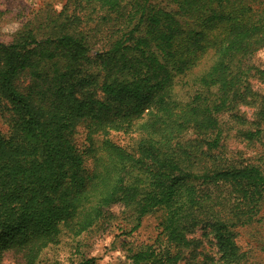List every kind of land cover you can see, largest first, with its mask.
Returning a JSON list of instances; mask_svg holds the SVG:
<instances>
[{
  "label": "trees",
  "instance_id": "1",
  "mask_svg": "<svg viewBox=\"0 0 264 264\" xmlns=\"http://www.w3.org/2000/svg\"><path fill=\"white\" fill-rule=\"evenodd\" d=\"M69 1L89 15L0 42V264L11 251L44 264L64 233L128 238L149 215L160 236L130 264H243L238 228L263 218L264 171L229 162L222 117L238 121L250 80H264V0ZM197 229L217 260H194Z\"/></svg>",
  "mask_w": 264,
  "mask_h": 264
},
{
  "label": "rangeland",
  "instance_id": "2",
  "mask_svg": "<svg viewBox=\"0 0 264 264\" xmlns=\"http://www.w3.org/2000/svg\"><path fill=\"white\" fill-rule=\"evenodd\" d=\"M65 14H86L76 2L69 0H0V42L12 43L20 31L33 30L37 37H43L50 33L53 21ZM100 14V13H98ZM93 15L91 21L86 23L85 29H94L100 15ZM88 17V16H87ZM62 20V17H60ZM104 29L96 34V40H101ZM253 63L260 70H264V49L258 51ZM252 84V94L249 95L248 104L240 103L235 110L241 117L235 120L232 113H226L222 117L225 122L227 138L225 139V153L230 159L229 162L237 165H255L264 171V138L260 140L247 138L244 133L247 131H256L264 127V80L260 75L254 76L250 80ZM177 92L180 98L186 99L190 95L189 88L181 83L177 86ZM0 128L6 130L5 121L1 118ZM192 133L186 134L184 140L190 139ZM134 138H123L125 143L135 145ZM263 217L258 223L238 228V244L244 252L243 264H264V205ZM159 220L157 215H149L144 218L141 226L128 238L120 232H109L99 234L90 232L79 237H73L64 233L59 245L49 248L42 256L44 264L58 261L61 264H70L81 260L82 256L95 257L101 264L119 263L130 264L128 255L130 250H139L149 245H154L160 236ZM123 225L131 229L136 223L124 222ZM118 233V237L115 234ZM204 231L197 229L194 236L202 239L203 243L197 251L194 252L195 261L203 263L206 258H219L216 245L212 242V237L205 239ZM125 241L126 243H123ZM124 244V245H123ZM190 255L186 259L192 260ZM185 263V262H184ZM2 264H24L18 254L9 252L5 255Z\"/></svg>",
  "mask_w": 264,
  "mask_h": 264
}]
</instances>
